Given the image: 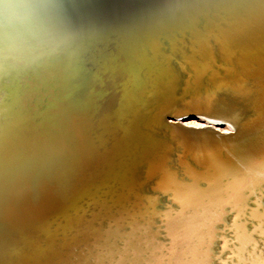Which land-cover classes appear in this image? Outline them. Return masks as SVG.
<instances>
[{"label": "bare ground", "instance_id": "obj_1", "mask_svg": "<svg viewBox=\"0 0 264 264\" xmlns=\"http://www.w3.org/2000/svg\"><path fill=\"white\" fill-rule=\"evenodd\" d=\"M0 264H264V0H0Z\"/></svg>", "mask_w": 264, "mask_h": 264}, {"label": "clouds", "instance_id": "obj_2", "mask_svg": "<svg viewBox=\"0 0 264 264\" xmlns=\"http://www.w3.org/2000/svg\"><path fill=\"white\" fill-rule=\"evenodd\" d=\"M6 14L9 15V16H15V15H17V11H16V9L13 7V8H11V9H9L8 12H7Z\"/></svg>", "mask_w": 264, "mask_h": 264}, {"label": "rangeland", "instance_id": "obj_3", "mask_svg": "<svg viewBox=\"0 0 264 264\" xmlns=\"http://www.w3.org/2000/svg\"><path fill=\"white\" fill-rule=\"evenodd\" d=\"M183 120H185V121L189 120V121L195 122V121H198V118L197 117H192V116H186V117L183 118Z\"/></svg>", "mask_w": 264, "mask_h": 264}, {"label": "snow or ice", "instance_id": "obj_4", "mask_svg": "<svg viewBox=\"0 0 264 264\" xmlns=\"http://www.w3.org/2000/svg\"><path fill=\"white\" fill-rule=\"evenodd\" d=\"M197 135L199 134V133H196Z\"/></svg>", "mask_w": 264, "mask_h": 264}]
</instances>
